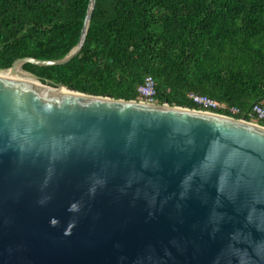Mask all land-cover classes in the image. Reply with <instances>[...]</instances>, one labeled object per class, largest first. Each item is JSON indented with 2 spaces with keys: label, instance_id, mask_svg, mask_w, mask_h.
<instances>
[{
  "label": "water",
  "instance_id": "95a60500",
  "mask_svg": "<svg viewBox=\"0 0 264 264\" xmlns=\"http://www.w3.org/2000/svg\"><path fill=\"white\" fill-rule=\"evenodd\" d=\"M0 74V264H264V127ZM38 82L40 87L24 80Z\"/></svg>",
  "mask_w": 264,
  "mask_h": 264
},
{
  "label": "trees",
  "instance_id": "16d2710c",
  "mask_svg": "<svg viewBox=\"0 0 264 264\" xmlns=\"http://www.w3.org/2000/svg\"><path fill=\"white\" fill-rule=\"evenodd\" d=\"M88 6L0 0V71L21 58L63 59L79 42ZM22 68L46 86L124 101H138L151 77L157 105L198 110L187 99L196 94L251 122L252 107L264 104V0H95L76 57Z\"/></svg>",
  "mask_w": 264,
  "mask_h": 264
},
{
  "label": "built area",
  "instance_id": "2783aa9c",
  "mask_svg": "<svg viewBox=\"0 0 264 264\" xmlns=\"http://www.w3.org/2000/svg\"><path fill=\"white\" fill-rule=\"evenodd\" d=\"M137 93L139 95V100H138L139 102L151 104V105H157L155 99L156 97L155 85L151 77H146L144 79L142 85L138 87ZM187 99L199 108L198 111L225 116L232 119H236L235 116L241 114L239 108L232 106L228 107L225 104L219 103L215 100H211L205 96L188 94ZM251 115L253 116V119L249 123L257 124L259 121L264 122V104L254 105L251 110ZM236 120L246 121L245 119H236Z\"/></svg>",
  "mask_w": 264,
  "mask_h": 264
},
{
  "label": "bare ground",
  "instance_id": "6f19581e",
  "mask_svg": "<svg viewBox=\"0 0 264 264\" xmlns=\"http://www.w3.org/2000/svg\"><path fill=\"white\" fill-rule=\"evenodd\" d=\"M0 74H2V75H6V76H7V72H1V71H0ZM24 81H26V82H28V83H30V84L36 85V86H38V87L41 86L40 83H38V82H32V81H28V80H26V79H25Z\"/></svg>",
  "mask_w": 264,
  "mask_h": 264
}]
</instances>
